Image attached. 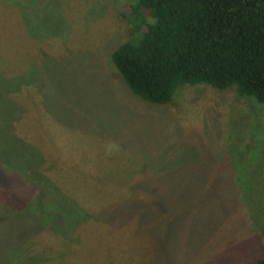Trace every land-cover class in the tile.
Returning <instances> with one entry per match:
<instances>
[{"label": "rangeland", "instance_id": "obj_1", "mask_svg": "<svg viewBox=\"0 0 264 264\" xmlns=\"http://www.w3.org/2000/svg\"><path fill=\"white\" fill-rule=\"evenodd\" d=\"M134 1L27 0L19 33L0 19V264L264 258V105L134 96L110 61Z\"/></svg>", "mask_w": 264, "mask_h": 264}, {"label": "trees", "instance_id": "obj_2", "mask_svg": "<svg viewBox=\"0 0 264 264\" xmlns=\"http://www.w3.org/2000/svg\"><path fill=\"white\" fill-rule=\"evenodd\" d=\"M16 1L1 6L0 19L13 15L19 33L27 0ZM123 18L128 41L110 61L142 101L166 106L183 87L206 85L264 105V0H135Z\"/></svg>", "mask_w": 264, "mask_h": 264}]
</instances>
